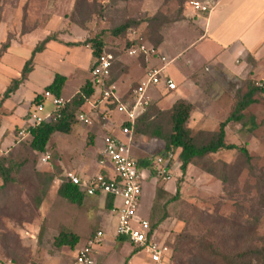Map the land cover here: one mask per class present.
<instances>
[{
    "label": "rangeland",
    "instance_id": "374dc122",
    "mask_svg": "<svg viewBox=\"0 0 264 264\" xmlns=\"http://www.w3.org/2000/svg\"><path fill=\"white\" fill-rule=\"evenodd\" d=\"M192 2L207 6L211 11L220 0H0V15L5 10V13L11 14L13 18L22 16V27L29 32L37 30L38 36H41L37 44L48 35L63 47L74 46V50L70 48V51L64 54L68 60L67 65L46 57V61L42 62V65L39 64L42 68L37 70L32 79L35 80L33 83L44 91L43 87L49 79L54 80L56 75L68 77L71 75L72 80H69L64 91V97L69 99L78 87L90 80L95 59L91 46L87 49L85 42L99 35L103 36L106 48L114 57L113 75L120 82L123 93L133 92L136 86H139L142 75L140 66H145L142 56H145V59L147 57L143 54L138 56L128 54L127 45L132 40L137 42L135 45L157 46L159 56H166L172 62L170 66H184L192 57L199 65L207 67L208 57L201 54L204 46L199 45L195 50L188 51L190 45L183 41L185 38L191 39L195 36L198 38L200 31L196 21L204 19V16L200 15L203 13L193 9ZM227 10H230L229 16H226L228 11L215 14L213 26L219 29V24L226 22L230 29L237 31L244 23L243 35L244 33L248 35L251 29L248 39L244 40L245 44L263 49L264 0H258V3H255V0H237L234 6ZM129 20L139 24L129 29L125 37L114 38L109 34L112 28ZM51 27L53 28L50 30L51 33L46 31ZM237 33H240V30ZM34 38L37 39V35ZM204 44L208 48L211 47L207 41ZM236 62L233 71L206 73L207 77L200 81L197 100L189 122L193 136L208 139L205 133L218 132L220 124L229 117L239 96L247 91L249 81L253 80L252 71L244 69L240 60ZM45 77L49 79L45 80ZM258 78L261 77L258 76L254 81L264 84V80ZM161 91V88H157L150 100V105L154 106L152 110L154 116L158 111L168 112L173 106L171 97H174V94L167 92L166 95H162L166 92L164 90L159 95ZM2 97L3 95L0 96V101ZM259 99L258 104L246 111L247 115L255 116L257 130L252 133L249 128H243L236 123H231L227 127V143L248 148L252 156L254 173L236 151L224 152L214 157L211 163H219L217 175H210L195 165L189 167L182 183L180 197L176 202L169 204V219L161 225L157 235L159 241L167 242L172 248L169 264L198 262L212 264L215 249L203 250L202 245H205V242L209 243H206L207 245L212 244L219 252L227 254L264 248V208L258 205L263 185L261 181L264 179V97L261 96ZM44 106L47 113L55 108L51 99H47ZM1 107L0 115H4ZM6 118L0 117V127L12 131L17 139L9 148L3 147L0 141V157L17 164H26L13 172V181L10 184L6 185L0 178V264H75L77 250L83 245L74 250L68 247L58 249L54 244L56 236L63 228H68L76 234L80 232L82 236L89 232L92 239L100 232L95 219L103 214H107V220L103 225L105 233L103 232L104 237L100 243L103 244L104 240L105 246H109L116 242L114 236L117 232V214L106 213L109 211L94 203L78 209L73 204L63 201L58 194V189L67 174L74 173L79 176L80 174L76 172L84 167V162L90 166L93 164L91 156L94 145L88 136L89 133L86 136L88 126L76 124L73 137L56 134L47 152L52 159L48 164H43L42 154H38L34 160V155L30 153L31 138L27 134L21 136V132L27 130V122L31 121V115L22 129L21 126L19 128L10 125ZM158 121L165 126L164 117H159ZM133 149L134 156L140 161L148 150L151 153L150 158L163 157L161 154H166L165 143L162 140L145 136L141 137L139 142L137 140V145ZM73 153H76L73 155L75 158H69L68 154ZM179 154L180 151H177L172 157L167 158L173 186L172 189H166L172 196L176 195L178 181L182 178L180 169L177 171ZM78 157L86 160L79 161L76 159ZM59 166L62 171L58 170ZM42 173L55 175V180L47 188L46 195L42 193L45 180H38L37 177ZM155 177L159 181L153 194L155 191L157 193L159 187H165L164 180L156 175ZM150 187H153L152 184L145 186V191ZM151 195L152 191L148 195L149 200L152 198ZM168 200L169 198H166L157 203L156 199L154 206L158 205L157 208L162 210V206ZM147 201L143 199L139 208L138 215L141 218L146 216L149 205ZM123 244L125 245L123 252H119L118 247L115 252L104 255L93 248L94 263H122L126 257L124 254L131 249L129 242L124 241ZM113 250L112 248L111 251ZM104 259L110 262L114 260V263H104ZM126 261L127 259L124 260V264H127ZM137 262L144 264L145 257H139Z\"/></svg>",
    "mask_w": 264,
    "mask_h": 264
},
{
    "label": "crops",
    "instance_id": "0c3cea01",
    "mask_svg": "<svg viewBox=\"0 0 264 264\" xmlns=\"http://www.w3.org/2000/svg\"><path fill=\"white\" fill-rule=\"evenodd\" d=\"M236 1L237 0H220V2L217 4V6L215 8H213L208 14L204 15V14L199 13L200 15L204 16V19H202V20L197 19V21H196V24L199 25V31H200L199 35H197L198 38L194 35L195 37H193L191 39L185 38V40H183L184 42H187L190 45V47L188 48V51L195 50L196 48L199 47V45L204 46V49L201 51L202 52L201 54L206 55L208 57L207 58L208 66L205 67L203 65H199L197 62H195L192 59V57H190V59L186 63H184V66L183 65L177 66V67L170 66L171 68L167 67V69L164 71V76L173 80V82L177 85V89L175 91H171V90H169L168 86L165 83H163L160 86L150 90L149 97L151 100L153 97V92L156 93L155 90H157V88H161L162 91L159 93V95L162 94V92L164 90L166 92L165 93L163 92L162 95H166L167 92L174 94V97H171L172 98L171 99L172 100L171 105H174L179 100H186L195 106V102H196L197 96H198L197 89L200 87V84H199L200 81L203 78L207 77L206 73H213V72L215 73L216 71L217 72H219V71L226 72V71H231V70L233 71L237 65V62H236L237 60H240L244 69H249V70L253 71V76H252L253 80H255L258 76L261 77L258 79L264 80V76H261V74L264 75V51H263L264 48L262 49L259 46L253 47L251 44L247 45V43L245 44V41H244L245 39H248V37L251 33V29H250V32L248 33V35L246 33H244V35H243L242 29L244 27V23H242L237 28V31L240 30V33H237V31L234 29H230L229 26L226 24V22H221L219 24V29H217L213 26L215 14L218 12L223 13V12L228 11L226 16H229L230 10H227V9L234 6ZM255 3H258V0H255ZM237 7L239 8V11H240L241 10L240 6L238 5ZM234 10L236 11V9H234ZM5 12L6 11L4 10L2 12V15H0V51L2 50V46L4 44H6V42L8 41L10 36H11V43L5 51L0 52V96L5 93V91L8 89V87L12 84V82L14 80H19L22 77V72L25 68V65L30 60L34 49L38 45L36 43L37 40H39L41 37V36H38L37 30L35 32L32 31V32L23 34L22 33L23 17L18 15V16L13 18L11 16V14L7 15ZM52 29L53 28L51 27L50 29H47L46 31H49L51 33L50 30H52ZM232 33L240 36L239 39H238L237 35L233 36ZM36 35L38 37L37 39L34 38V37H36ZM47 37H49V36L47 35L45 37V39ZM195 38H197V39L195 40ZM205 41H207V44L208 43L211 44L210 48H208L207 45L204 44ZM64 47L59 45L58 42H56V41H53V40L50 41L47 44L44 52L38 54L35 57L33 71H32V73H30L27 80L20 86V88L14 94H12V96L9 99H7L6 101L3 102V104L1 105L2 106L1 108L4 111L3 112L4 115H0V117H7L6 122H8L10 125L13 124L14 126H19V128L21 126V129H22V126H24V124L29 120L31 112L35 106V105H33L35 98L37 96L43 94L46 87H48L49 85H51L53 83L54 80H50L49 77H45L44 79L45 80L49 79V82L44 85V87H43L44 91H41L42 88L41 87L39 88L37 85H35L33 83V82H35V80H32L33 76L37 72V70L38 69L40 70V67L42 68V66H41L42 62L46 61L45 58L47 57V58H49V60H52V61H62V64H64V63H66V65L68 64V62H67L68 60H66V58L64 57V54H66V52L70 51V48L74 50V46L70 47V48H67V47L64 48ZM87 49H90V47L87 46ZM158 50H159V48H158ZM208 52H210L211 54H207ZM185 56H186V54L184 55L183 60L185 59ZM249 58H252L256 62V66H254L253 62H251ZM40 63H41V65H39ZM163 65H164V63L160 60L159 57H146L145 66H140L142 69L140 84L145 80L146 73L151 67H159L160 68V67H163ZM65 70H67V69H65ZM62 76H64V75H62ZM65 77L67 78V83L65 85L64 91L68 85L69 80L70 81L72 80L71 75H69V77L68 76H65ZM90 79H91V76H90ZM43 82H44V80H43ZM115 85L117 86V96L119 98H121L122 100H125L129 95H132L134 92L133 91V92L123 93L121 88H120V82H118V81L115 83ZM83 86H81L80 88L78 87L77 91L75 90L74 93H72V95H71L72 97H70L69 99H66L64 97V91H63V99L65 101H69L75 95L78 94V92L80 91V89ZM97 94L99 95V91ZM97 99H98V96L95 99L91 100L89 103H87V105L83 109V112L85 114H90L92 112L91 107L94 104H96L95 102ZM97 106H98L99 116L102 117L104 115V113H106L105 106H103V105H97ZM108 108H109V113H110L107 115V117L109 118L108 123L100 122V119H99V121L94 122L93 125H86V126H88L87 127L88 131L86 133V136L89 133L88 136H89V138L91 137V142L94 145L92 148V150H93L92 152H93L94 156L93 155L91 156V158L93 157V164L90 166L88 163L84 162L86 160L85 158L78 157L76 159H78L79 161L81 159V161H83L85 164H84L83 168H81L79 170L77 169L78 170L77 172L75 171L76 173H79L80 174L79 176L82 177L84 180H88L90 178H93L101 172L104 173V171L98 165V156H99L100 151L104 147V142H103L104 137L106 135H114L116 137L123 138L122 133H121V125L125 121V117L123 115L119 114L116 111V108L112 109L111 106H109ZM5 115H7V116H5ZM80 124L85 125L83 123H80ZM75 132H76V130L71 135H65V136L73 137L74 136L73 134H75ZM6 134H8V135L5 136ZM25 134H27V133L25 132ZM54 136H53V138H54ZM100 136H102L101 140H99ZM141 137H143V136L142 135H135V141H134V144L132 146V150H134L133 148L136 147L137 140L139 142V139ZM16 139L17 138H16L15 134H13L12 131L7 130V128H5V127H2V126L0 127V141H1L3 147H6V148L11 147V145L13 143H15ZM151 149H152V147L150 144L149 145L150 152H151ZM149 150L145 153V155L143 157H141L142 158L141 160H149V161L152 160V163H153V161L157 157L154 156L153 158H150L151 153L149 152ZM73 155H76V153L68 154V157L72 159L74 157ZM132 155L134 156V151L132 152ZM161 155L163 157H166L165 153L161 154ZM158 158H159V156H158ZM178 163H179V166H178L177 171L179 172V169L181 167V163L180 162H178ZM46 164H48V163H46ZM58 170L62 171L61 166H59ZM143 170H144L145 181H144V193H143L142 201H143V199H147L148 200L147 202L149 204L148 209L146 211V216L144 217V219L149 220L151 211L155 205L154 201L156 200V191L154 192L155 194H153V190H155L156 183L159 181V179H157L155 177V175L151 171L152 170L151 167H149L148 169H143ZM69 171L70 170H66V172H69ZM180 172H181V170H180ZM181 175H182V173H181ZM162 180H164V179H162ZM172 180H173L172 178H170L169 180H164V182H165L164 188H165L166 192H169L167 189H172V186H173ZM63 183H65V181H63L61 184H63ZM151 184L153 187H150L148 190L145 191V186L148 187ZM150 191H152V195H151L152 198H150V200H149L148 195H149ZM58 194L63 201L72 205V203L66 201L60 195L59 189H58ZM169 194L171 195L170 192H169ZM108 198L109 197L104 196V195H99V196H95V197L86 196L84 199V202L81 206L76 205V204H73V205L76 206L78 209H83L84 206H86L87 204L94 203V204H97L100 208H105L107 211H109L106 213L117 214L113 210L115 207V201L113 203V209L112 210L107 209ZM118 203L119 202H117V204ZM141 205H142V202H141ZM103 216L99 217L98 219L96 218L95 221L98 224L97 226H98L99 231L100 232L102 231L105 233V229H104L103 225H104V223H106L107 214H103ZM117 226H118V224H117ZM87 227H89V225H87ZM72 232L74 234H76L74 231H72ZM157 233L159 234V231ZM76 235H78L80 237V243L76 248H79L80 246L83 245L79 250H77V254H78L79 251H81L89 242V239L91 238V233L88 232L82 236L79 232ZM114 238H115L116 242L111 243L109 246H105L104 240H103V244H101L99 242L94 247L95 250L97 252H101L102 255H104V253L107 254V253L115 252L116 250H118V247H119V252H123V249L125 247V245L123 244L124 241L121 240L123 238L120 239V237L117 236V232H115ZM125 241L128 243L127 240H125ZM160 242L167 243L164 241H160ZM129 245H131V244L129 243ZM112 248L114 249L113 251H111ZM119 252H117V254H119ZM124 255L126 256V257H124V260L127 259V261H126L127 264H138L137 259L139 257L144 258V255H141V254H138L135 252V249L132 245H131V249H129L128 252H126ZM76 258H77V256H76ZM93 259H94V257H93ZM124 260L122 261V263L120 262L119 264H124ZM75 261H76V259H75ZM103 261H104V263H106V262L114 263V260H112L110 262V261H108V259L107 260L104 259Z\"/></svg>",
    "mask_w": 264,
    "mask_h": 264
},
{
    "label": "trees",
    "instance_id": "16d2710c",
    "mask_svg": "<svg viewBox=\"0 0 264 264\" xmlns=\"http://www.w3.org/2000/svg\"><path fill=\"white\" fill-rule=\"evenodd\" d=\"M138 24L139 23L136 21L129 20L117 27L112 28L109 31V34L114 38L125 37L127 31L133 27H136ZM22 33L26 34L29 33V31H26L23 27ZM52 40L53 39L49 36L36 46L30 60L25 65V68L22 72V77L19 80H14L8 87V89L3 94L0 106L4 101L9 99L12 94H14L27 80L28 76L33 71L35 57L38 54L44 52L47 44ZM10 43L11 36L9 37L6 44L2 46V50L0 52L5 51L9 47ZM85 43L87 46H91L92 56L93 59H95V62L91 68L92 72L94 67L97 65V61L104 55V53L111 54V52H109V50L106 48L105 41L101 35L95 38H89ZM136 43V41L132 40L128 42L127 46L130 49ZM153 47L158 49L157 46L153 45ZM142 59L145 60V56H142ZM249 59L251 62H253L254 66H256V62L252 58ZM113 68L114 63L111 71V79L108 81L109 85L115 84L117 82L113 75ZM66 83L67 78L65 76L56 75L53 83L46 87L44 93L35 98L33 105L46 103L47 99L45 97V93H50L53 97L62 99ZM137 88L138 86H136V89ZM98 91V86H96V84L90 79L80 89L77 95H75L71 100L65 101L61 108L55 110L54 118L51 121L43 122L40 125L33 124L31 121L27 122L26 132L31 138L29 150L30 153L34 155V160L37 159L35 157L38 154H42L43 156L47 155L50 142L52 141L54 135H71L73 133L75 125L79 123V114L83 111L87 103L95 99L97 96L98 98L103 97V94H101L100 91L99 95L97 94ZM130 96H128L127 99ZM261 96L264 97V85H259V83L255 82L254 80L249 81L247 91L239 96L229 117L220 124L219 131L212 134L205 133L208 136V139L199 138V136H193L189 128V122L194 111V105L186 100L177 101L168 112L158 111L156 112L157 115L155 116L152 112L154 106L150 105L148 110L138 118L134 129L135 135H142L148 138L162 140L165 143V152L167 158L172 157L177 151H180L179 162L181 163L180 170L182 173V178L178 181L177 193L174 196L170 195L168 192H166L164 186H161L157 189V203H161V201L165 200L166 198H169V200L162 206V210L157 208L158 205L153 207L149 217L152 234L159 231L161 225L167 219H169L168 206L179 199L182 183L184 182V177L187 175V171L190 166L195 165L199 168H202L210 175H217L219 171V166L217 164L219 163H211L212 160H214V157L224 152L236 151L244 158L247 166L250 168L251 172L254 173L252 156L248 148L227 143V127L231 123H236L242 125L243 128H249V131L252 133L257 130L258 125L256 123L255 116L247 115L246 111L253 105L258 104L260 101L259 97ZM110 106L112 109H115L117 104L114 103ZM159 117L165 118V126L160 121H158ZM139 162L141 168L143 169H148L152 165V160H141ZM25 164L26 163L17 164L10 159L0 157V178L4 180L6 185L10 184L11 181H13V172L18 170V168H22V166ZM151 171L155 175V169L153 168ZM37 177L38 180H45V188L42 190V193L46 195L47 188L55 180V175L51 173H42L38 174ZM261 185L262 191H260L259 194L261 196L258 205H261V207L264 208V179H262ZM59 193L66 201L80 206L83 204L84 199L87 196L79 186L68 182L61 184L59 187ZM114 201V197L109 196L107 200L108 210L113 209ZM181 238L180 240H182ZM121 240L125 241L126 239L123 238ZM79 243L80 237L74 234L68 228H63L58 236H56L54 242L56 248L58 249L68 247L72 250L76 249ZM206 243L208 242H205V245H202L203 250L207 251L215 249V251H213L215 259L213 260L212 264H264V248L250 249L243 253L227 254L226 252H219L216 247L212 246V244L207 245ZM135 252L137 251L135 250ZM174 255L175 254L173 253V257ZM218 259L220 260L218 261ZM198 264L200 263L198 262Z\"/></svg>",
    "mask_w": 264,
    "mask_h": 264
},
{
    "label": "built area",
    "instance_id": "2783aa9c",
    "mask_svg": "<svg viewBox=\"0 0 264 264\" xmlns=\"http://www.w3.org/2000/svg\"><path fill=\"white\" fill-rule=\"evenodd\" d=\"M191 6L195 11L203 14L209 13L210 8L200 3L192 2ZM158 49L148 47L144 44L133 45L129 50L130 56L146 55L147 57H159L164 63L163 67H151L145 76V80L134 90L130 98L122 100L117 96V86L109 85L111 79L114 57L112 54L104 53L97 61V65L91 72V80L98 86L103 94L102 98L96 100L90 114L83 111L79 114V122L85 125H93L99 121L108 123L109 106L116 103V111L125 117L121 125L123 138L114 135L104 137V147L98 156V165L104 171L93 178L84 180L74 173L67 174L65 182L79 186L87 196L99 195L113 196L115 200L114 212L118 215L117 236L125 238L137 251L144 255L145 264H169L172 248L167 243H162L157 238V232L151 233L149 220L138 215L144 193V170L140 162L132 155V146L135 141V124L150 105L149 92L151 89L165 83L169 90L175 91L177 85L170 78L164 76V71L171 65L165 56H159ZM264 85V84H259ZM46 99H51L55 107L51 112H46L44 104L35 105L31 112V122L40 125L43 122L51 121L54 118L56 109L61 108L65 100L57 99L50 93H45ZM105 106L106 113L99 116L98 106ZM25 132H21L24 136ZM51 155L47 154L42 158V163H49ZM155 169V175L164 180H169L170 165L166 157L155 159L151 168ZM152 168V169H153ZM117 202H119L117 204ZM103 232L90 239L87 245L79 251L75 264H94L93 248L101 241Z\"/></svg>",
    "mask_w": 264,
    "mask_h": 264
}]
</instances>
